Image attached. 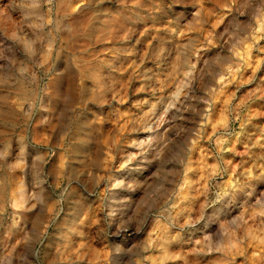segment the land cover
I'll use <instances>...</instances> for the list:
<instances>
[{
    "label": "rangeland",
    "instance_id": "obj_1",
    "mask_svg": "<svg viewBox=\"0 0 264 264\" xmlns=\"http://www.w3.org/2000/svg\"><path fill=\"white\" fill-rule=\"evenodd\" d=\"M0 264H264V0H0Z\"/></svg>",
    "mask_w": 264,
    "mask_h": 264
},
{
    "label": "bare ground",
    "instance_id": "obj_2",
    "mask_svg": "<svg viewBox=\"0 0 264 264\" xmlns=\"http://www.w3.org/2000/svg\"><path fill=\"white\" fill-rule=\"evenodd\" d=\"M121 182H122V181H121ZM121 182H118V184L120 185V184H121ZM116 193H117V192H116ZM124 193H125V192H124ZM117 194H118V193H117ZM117 194H116V195H117ZM114 197H116V196H114ZM111 198H112V197H111ZM115 200H116V198H115ZM115 204H116V203H115Z\"/></svg>",
    "mask_w": 264,
    "mask_h": 264
}]
</instances>
